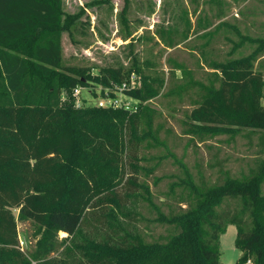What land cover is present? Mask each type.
I'll list each match as a JSON object with an SVG mask.
<instances>
[{"label": "trees", "instance_id": "obj_1", "mask_svg": "<svg viewBox=\"0 0 264 264\" xmlns=\"http://www.w3.org/2000/svg\"><path fill=\"white\" fill-rule=\"evenodd\" d=\"M74 20L62 0H0V264H222L226 225L236 228L235 264H264V158L247 178L226 176L213 186H196L187 174L191 203L161 217L174 234L143 240L138 204L150 200L139 181V150L151 129L145 104L164 80L137 67L90 73L63 66L61 37ZM263 48L264 39L252 54L211 66L217 85L197 86L186 135L201 140L249 129L260 132L264 150V78L253 66ZM135 73L140 85L125 94L138 102L136 111L75 105V88L119 85ZM18 220L34 225L29 254L19 246Z\"/></svg>", "mask_w": 264, "mask_h": 264}, {"label": "rangeland", "instance_id": "obj_2", "mask_svg": "<svg viewBox=\"0 0 264 264\" xmlns=\"http://www.w3.org/2000/svg\"><path fill=\"white\" fill-rule=\"evenodd\" d=\"M62 7L75 16L61 37L63 66L85 67L90 73L137 67L164 80L160 95L145 104L151 129L139 150V181L150 200L139 201L137 223L145 242H164L175 228L161 217L182 213L192 201L182 183L187 174L196 186H213L226 176L247 178L264 158L259 131L241 129L201 140L185 134L187 115L199 97L197 86L217 85L211 66L259 48L264 0H62ZM261 51L253 66L264 78ZM135 77L139 86V74ZM80 98L96 101L85 91ZM260 188L264 194V181ZM17 232L21 250L29 254L34 225L18 220ZM235 238V226L226 225L218 244L222 264L239 258Z\"/></svg>", "mask_w": 264, "mask_h": 264}, {"label": "built area", "instance_id": "obj_3", "mask_svg": "<svg viewBox=\"0 0 264 264\" xmlns=\"http://www.w3.org/2000/svg\"><path fill=\"white\" fill-rule=\"evenodd\" d=\"M136 87H138L137 79L134 74H131L126 81L119 85L111 84L108 87H77L73 90V96L77 107L82 105V100H84L86 104L96 105L101 108H123L129 111H136L138 102L125 94L126 91ZM82 91H85L91 98H94L92 92H95L97 96L95 97L96 101L91 102L85 98L81 99L80 95ZM247 263H249V261Z\"/></svg>", "mask_w": 264, "mask_h": 264}, {"label": "bare ground", "instance_id": "obj_4", "mask_svg": "<svg viewBox=\"0 0 264 264\" xmlns=\"http://www.w3.org/2000/svg\"><path fill=\"white\" fill-rule=\"evenodd\" d=\"M63 234V233H62Z\"/></svg>", "mask_w": 264, "mask_h": 264}]
</instances>
